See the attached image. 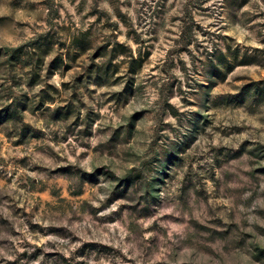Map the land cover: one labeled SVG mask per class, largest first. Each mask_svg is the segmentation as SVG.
<instances>
[{
	"label": "clouds",
	"instance_id": "clouds-1",
	"mask_svg": "<svg viewBox=\"0 0 264 264\" xmlns=\"http://www.w3.org/2000/svg\"><path fill=\"white\" fill-rule=\"evenodd\" d=\"M0 264H264V0H0Z\"/></svg>",
	"mask_w": 264,
	"mask_h": 264
},
{
	"label": "rangeland",
	"instance_id": "rangeland-1",
	"mask_svg": "<svg viewBox=\"0 0 264 264\" xmlns=\"http://www.w3.org/2000/svg\"><path fill=\"white\" fill-rule=\"evenodd\" d=\"M245 67H247V66H245Z\"/></svg>",
	"mask_w": 264,
	"mask_h": 264
}]
</instances>
